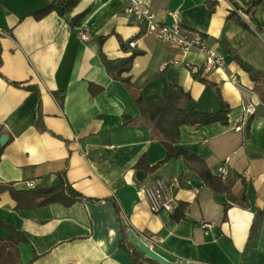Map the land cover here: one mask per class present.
<instances>
[{
	"label": "crops",
	"instance_id": "1",
	"mask_svg": "<svg viewBox=\"0 0 264 264\" xmlns=\"http://www.w3.org/2000/svg\"><path fill=\"white\" fill-rule=\"evenodd\" d=\"M51 1L0 0V137L7 138L0 145V184H12L16 190H29V182L54 187L63 173L73 189L90 200L114 198L122 224L171 262L264 264V215L255 246L247 248L255 209L264 210V104L248 74L221 47L225 42L264 72V1L252 7L256 0H210L215 8L209 14V0H145L158 22L170 24V15H177L182 28L202 36L223 56V67L209 73L203 71V54L181 52L127 22L119 0H80L65 16L52 12L39 20L32 17ZM232 11L249 28L227 19ZM78 15H83L81 20L71 27L70 20ZM103 36H108L101 47L109 60L141 52L128 74L142 87L146 102L160 99L163 86L172 84L189 94V107L214 112L220 99L228 104V126L181 127L175 148L203 160L213 176L228 159V176L222 182L232 184L233 195L244 183L248 208L232 205L223 211L229 204L226 195L207 187L182 158L149 175L135 169L142 156L153 166L166 151L148 140L145 118L124 86L107 75L99 58ZM131 41L134 47L127 46ZM90 85L100 92L92 95ZM24 86L37 87L39 95ZM39 103L45 131L36 128ZM247 104L256 111L245 118ZM173 177L201 187L198 195L190 190L176 193V209L186 207L185 218L178 222L171 220L174 212L152 214L138 192L140 183ZM15 206L7 191L0 192V237L8 229L22 233V264H131L118 251L119 222L110 202L69 207L54 203L20 212ZM200 222L213 228L205 230Z\"/></svg>",
	"mask_w": 264,
	"mask_h": 264
},
{
	"label": "trees",
	"instance_id": "2",
	"mask_svg": "<svg viewBox=\"0 0 264 264\" xmlns=\"http://www.w3.org/2000/svg\"><path fill=\"white\" fill-rule=\"evenodd\" d=\"M80 0H52L46 7L41 8L31 15L39 20L55 12L59 16H65L72 12ZM264 0H256L252 3V7L259 5ZM215 8L214 1H207L205 3V11L212 13ZM83 15L75 16L70 20L71 27H74ZM227 19L234 20L243 28L249 26L241 20L235 12H230ZM108 36L100 37V52L99 58L102 62L107 75L114 81L121 83L129 93L132 101L137 106L141 117L145 118V127L148 132V140L152 143L160 144L166 151L165 158L153 166L146 163V159L142 156L135 169L145 175L156 172L164 164L182 158L186 167L193 171L202 182L209 187L213 192L218 194H225L229 204L224 205V210L230 206L236 205L241 208H248L249 203L246 195V185L243 186L238 194L233 195L231 192L232 184L226 185L221 179L213 176L207 168L205 162L196 156H192L189 152L179 151L175 148L179 140V130L181 127L186 128H200L213 124H220L222 126L229 125V111L230 108L226 102L220 99L219 108L216 111L199 110L195 107H189L191 98L188 93L184 92L182 88L177 85L166 84L162 88V96L158 100L146 102L141 93V88L135 86L131 82L130 73L133 60L136 56L141 55V52L134 51L129 57L117 60H109L102 52V45ZM120 49L126 51V45L119 42ZM223 51L231 57V59L245 71L250 80L254 83V92L260 101L264 104V72L254 69L251 65L243 61L237 52L225 42H221ZM2 64L1 48H0V67ZM14 86H21V84L12 83ZM29 92H34L37 96L39 90L35 86H24ZM92 95L100 92V88L89 86ZM58 103H62L60 95L55 94ZM39 131H45L42 123V116L40 113L39 103V117L36 124ZM3 148L0 147V156ZM58 185L51 187L48 185H40L34 189L16 190L12 184H0V192H8L16 203L15 211H36L42 207L54 203H60L63 206L69 207L77 202H91L99 203L102 201L110 202L117 215L120 230V244L118 251L123 252L131 264H157L156 262L146 258L134 246H132L127 237V228L120 220V209L114 198H107L105 200H95L86 198L65 180L63 173L58 174ZM238 178V176H236ZM186 207L181 204L178 209L171 215L172 221H180L185 218ZM226 212V211H225ZM264 215V210L255 209L254 218L250 227L249 235L247 237V248L254 247L259 235L261 221ZM0 226H2L0 224ZM3 227V226H2ZM7 230V228H6ZM7 235L0 237V264H22L18 250V244L24 242L25 238L22 233L13 229L7 230ZM33 264V263H27Z\"/></svg>",
	"mask_w": 264,
	"mask_h": 264
},
{
	"label": "built area",
	"instance_id": "3",
	"mask_svg": "<svg viewBox=\"0 0 264 264\" xmlns=\"http://www.w3.org/2000/svg\"><path fill=\"white\" fill-rule=\"evenodd\" d=\"M122 3V15L127 22L133 24L143 30L146 35L154 37L157 41L173 46L181 52L196 51L203 54L205 64L203 71L209 73L212 70H217L223 67L224 59L217 51L211 49L206 44L204 38L200 35L193 34L185 30L179 24L177 15L171 14L173 21L170 24L160 23L156 20L155 14L152 12L149 4L145 0H119ZM254 31V30H253ZM82 40H86L85 34L80 35ZM129 47H134L133 41L129 42ZM231 84L236 85L235 80H231ZM245 118L250 117L255 113V106L247 104L244 106ZM246 120V119H245ZM241 128L237 127L239 131ZM216 168V177L225 180L228 172L225 168V163ZM192 180L184 177H173L169 180L155 178L148 183H140L138 185L139 194L147 202L148 208L152 214L166 212L172 214L177 207L176 193L180 190H190L194 195L200 192V186H194ZM29 189H34L35 184L29 182ZM200 227L205 230L213 228L212 223H199Z\"/></svg>",
	"mask_w": 264,
	"mask_h": 264
},
{
	"label": "water",
	"instance_id": "4",
	"mask_svg": "<svg viewBox=\"0 0 264 264\" xmlns=\"http://www.w3.org/2000/svg\"><path fill=\"white\" fill-rule=\"evenodd\" d=\"M7 138L5 136L0 137V145L3 146L6 142ZM137 180L142 181L143 175L141 173H137ZM127 237L132 246H134L139 252H141L146 258L156 262L157 264H179L175 262H171L158 253H156L153 249L147 246L142 240H140L132 229L127 230Z\"/></svg>",
	"mask_w": 264,
	"mask_h": 264
}]
</instances>
